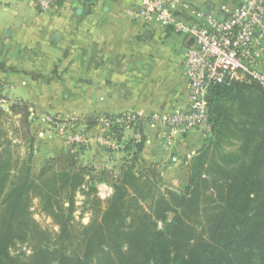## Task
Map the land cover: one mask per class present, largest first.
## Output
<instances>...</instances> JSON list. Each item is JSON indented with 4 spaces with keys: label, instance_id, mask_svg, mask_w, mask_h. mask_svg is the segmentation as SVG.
Instances as JSON below:
<instances>
[{
    "label": "trees",
    "instance_id": "1",
    "mask_svg": "<svg viewBox=\"0 0 264 264\" xmlns=\"http://www.w3.org/2000/svg\"><path fill=\"white\" fill-rule=\"evenodd\" d=\"M212 95L213 134L189 163L185 191L158 192L155 170L137 167L142 143L119 173L103 170L94 176L112 185L114 194L99 219L76 233L75 193L88 188L83 185L87 172L77 166L80 152L59 154L40 169L38 179L32 177L38 141L29 106L17 102L9 111L0 109V115L18 116L28 150L18 159L13 142L0 137V264H53L52 259L56 264H264V89L255 82L231 83ZM213 191L215 197L207 195ZM32 198L60 226L56 235L34 221ZM95 203L99 212L100 202ZM203 216L204 221L196 220ZM160 220L166 222L163 228ZM194 221L207 226L198 237L188 226ZM16 242H25L32 255L12 256L9 249Z\"/></svg>",
    "mask_w": 264,
    "mask_h": 264
},
{
    "label": "crops",
    "instance_id": "2",
    "mask_svg": "<svg viewBox=\"0 0 264 264\" xmlns=\"http://www.w3.org/2000/svg\"><path fill=\"white\" fill-rule=\"evenodd\" d=\"M185 1L196 12L223 3ZM137 3L62 0L60 12L48 15L32 0H0V93L9 100L3 109L9 111L17 102L29 106L32 134L45 158L70 150L80 152L83 159L95 154L107 168L113 163L121 168L123 160H134L136 147L113 153L93 144L81 150L48 130L41 122L43 115L77 119L93 127L101 115L136 113L148 118L191 107L183 68L184 39L171 28L145 25L133 15ZM146 31H150L147 39ZM146 127L141 128L140 171L146 164L168 178L166 164L176 165L195 133L187 135L178 149L166 152L156 129ZM197 152L184 157L187 165ZM171 176L175 179V174Z\"/></svg>",
    "mask_w": 264,
    "mask_h": 264
},
{
    "label": "built area",
    "instance_id": "3",
    "mask_svg": "<svg viewBox=\"0 0 264 264\" xmlns=\"http://www.w3.org/2000/svg\"><path fill=\"white\" fill-rule=\"evenodd\" d=\"M32 1L42 14L60 12L62 0ZM185 14L194 20L187 21ZM133 15L145 25L171 28L184 39L183 68L191 107L148 118L136 113L101 115L93 127L77 119L43 115L41 122L47 129L70 145L94 144L121 153L130 145L143 143L141 128L147 126L156 129L164 151L170 152L191 133L213 134L207 97L217 87L255 82L264 89V0H233L201 12L192 11L185 0H138ZM8 104L0 93V109ZM113 194L109 183L98 186L102 200Z\"/></svg>",
    "mask_w": 264,
    "mask_h": 264
},
{
    "label": "rangeland",
    "instance_id": "4",
    "mask_svg": "<svg viewBox=\"0 0 264 264\" xmlns=\"http://www.w3.org/2000/svg\"><path fill=\"white\" fill-rule=\"evenodd\" d=\"M16 1V0H15ZM228 1L231 0H217V2H223V3H228ZM6 0H2V3H5ZM19 118L18 116L9 113L6 115H0V137L5 138V139H9L13 142V150L15 152V156L18 159H24L26 158V155L28 154V150L25 147V142L24 139H22V133L19 131L20 127H19ZM185 141V140H184ZM179 144L178 143L175 149L179 148ZM209 144V139L204 138L203 135L199 134V133H195L191 139V142L188 146H186L185 150L187 151H183L179 153V158L178 161L175 162L176 165H173L174 163L171 164L170 161H168V165L170 167V171H169V176L168 178L164 176V178L160 177L159 174H156L155 177L158 178V180L155 179L154 181L157 182V190L159 189L158 192H160L162 195L167 194L168 191H172V192H176V193H183L185 191L186 186L188 185L189 182V169L190 166L187 165V162L184 160V157H187L186 155L189 153V151H200L202 149L203 146H206ZM39 145V144H38ZM92 151V150H91ZM40 153V154H39ZM92 155V156H91ZM89 154V156L87 158H82L80 157L79 161H77V166L82 167L85 169V171L87 172V174L85 175V179L83 182V185H87L88 188L84 189L83 186L75 193V200H74V208L72 211V216H73V222L72 225L75 226V233L76 231H78L77 229H80L82 231V229L84 227H87L89 225H91L92 222H94L96 219H99L100 215H101V211L103 209H105L107 207V204L109 202V199L106 200H102L99 196H98V186L101 183H107V182H99V181H94V176L100 175V173L103 170H110L113 173H115V171H119V169H124L125 167H127V163H129V160H123V164L120 168L119 164L118 165H114L110 164V166L107 168L105 166V164H103L102 162L100 163V161H98L99 158H97V156L95 154ZM57 155H54L53 157H49V158H45L44 154H41V152H39L38 150V146H36L35 148V157H34V173L33 176L34 178L38 179L37 175L40 171V169L45 166V164L55 158ZM167 155H165L166 157ZM167 159V157H166ZM122 161V160H121ZM112 162V161H111ZM121 165V164H120ZM173 165V166H171ZM137 167H142L140 164L137 165ZM144 172L148 171L151 169L150 167H148V165L144 164ZM143 169V168H142ZM157 170V169H156ZM159 172V170H157ZM175 174V179H173L174 177L170 175L171 174ZM167 174V175H168ZM105 176V175H104ZM154 177V176H153ZM103 178V176H102ZM168 182L167 185L163 184L162 181L165 180ZM264 179V177H263ZM167 186V187H166ZM94 187L95 191L94 193H92L90 191V188ZM169 187V188H168ZM93 189V188H92ZM88 192H87V191ZM70 192V188H66L64 191V194L62 196L60 205H62V207L67 208L69 205L68 202V193ZM215 192V193H214ZM86 193V194H85ZM160 194V195H161ZM213 197H215L217 195V191H213L208 193L207 195H212ZM32 204H31V211L33 213L32 217L34 219V221H36L38 224L41 225V227L45 230H48L51 234L56 235L59 230H60V226L58 225V223L51 218L49 215H51L49 212L44 211V204H41V201L37 198H32ZM96 199L100 202V211L97 212L98 207H96ZM148 203L146 202V208L148 209ZM149 210V209H148ZM48 215H47V214ZM52 216V215H51ZM174 217L173 213H169L167 216V221H171V219ZM56 220H63V219H56ZM196 220H200V221H204L205 217H200ZM191 222L188 226H190L191 228L195 229V234L198 237V233L203 232V228L207 227L204 225H200L199 223L201 222ZM166 224V222L164 221H158V225L160 228H163L164 225ZM10 253L12 256L14 257H24L23 255H25V253L27 254V256H31L33 251L32 248L29 247L25 242H16L15 244H13L10 249H9ZM53 260V264H56V259H52Z\"/></svg>",
    "mask_w": 264,
    "mask_h": 264
},
{
    "label": "water",
    "instance_id": "5",
    "mask_svg": "<svg viewBox=\"0 0 264 264\" xmlns=\"http://www.w3.org/2000/svg\"><path fill=\"white\" fill-rule=\"evenodd\" d=\"M85 1H89V0H85ZM148 36H150V31H146V32L144 33V37H145L146 39L148 38ZM213 100H214L213 95H209V96L207 97L208 107L211 106Z\"/></svg>",
    "mask_w": 264,
    "mask_h": 264
}]
</instances>
